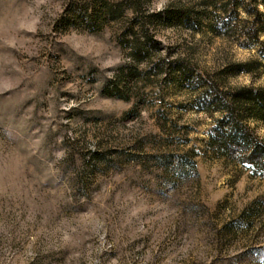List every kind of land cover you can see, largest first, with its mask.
<instances>
[{
    "label": "rangeland",
    "instance_id": "obj_1",
    "mask_svg": "<svg viewBox=\"0 0 264 264\" xmlns=\"http://www.w3.org/2000/svg\"><path fill=\"white\" fill-rule=\"evenodd\" d=\"M199 1L0 0V264H264V179L169 76L256 58L169 17Z\"/></svg>",
    "mask_w": 264,
    "mask_h": 264
},
{
    "label": "trees",
    "instance_id": "obj_2",
    "mask_svg": "<svg viewBox=\"0 0 264 264\" xmlns=\"http://www.w3.org/2000/svg\"><path fill=\"white\" fill-rule=\"evenodd\" d=\"M179 12H171L169 17L181 14L202 35L256 50V58L244 63L203 69L193 58H177L168 63V69L175 89L185 92L189 110L213 121L206 153L264 179V138L251 126L252 122L264 124V87L229 83L241 74L256 75L264 70V0H201ZM178 143L186 147L188 133L180 136ZM196 155L191 149L178 158L191 161ZM191 167L195 168L194 162Z\"/></svg>",
    "mask_w": 264,
    "mask_h": 264
}]
</instances>
